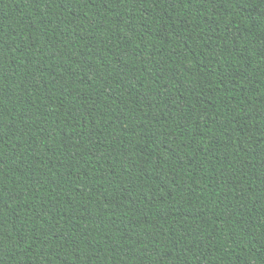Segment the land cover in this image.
I'll use <instances>...</instances> for the list:
<instances>
[{
    "label": "trees",
    "instance_id": "trees-1",
    "mask_svg": "<svg viewBox=\"0 0 264 264\" xmlns=\"http://www.w3.org/2000/svg\"><path fill=\"white\" fill-rule=\"evenodd\" d=\"M0 264H264V0H0Z\"/></svg>",
    "mask_w": 264,
    "mask_h": 264
}]
</instances>
